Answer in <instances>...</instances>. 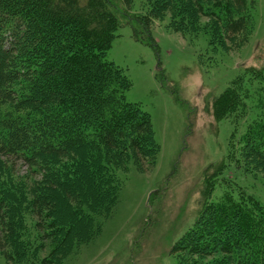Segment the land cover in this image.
<instances>
[{"label": "trees", "instance_id": "1", "mask_svg": "<svg viewBox=\"0 0 264 264\" xmlns=\"http://www.w3.org/2000/svg\"><path fill=\"white\" fill-rule=\"evenodd\" d=\"M167 15L170 31L191 37L198 18L209 19L203 34L213 51L248 42L247 0H143L137 13L133 0H0V256L8 264H63L95 235L93 216L114 206L117 171L130 163L143 173L154 168L159 146L150 116L126 100L131 81L107 52L128 26L158 54L151 27ZM261 95L264 66L244 68L205 98L214 122L255 110L238 141L249 167L264 165ZM18 163L26 182L12 175ZM225 167L203 170L196 218L170 250L176 264H264V206L240 187L213 199ZM26 215L45 246L22 237Z\"/></svg>", "mask_w": 264, "mask_h": 264}, {"label": "rangeland", "instance_id": "2", "mask_svg": "<svg viewBox=\"0 0 264 264\" xmlns=\"http://www.w3.org/2000/svg\"><path fill=\"white\" fill-rule=\"evenodd\" d=\"M142 3L133 0V11L140 12ZM247 13L248 42L237 49L227 45L225 51L209 47L203 30L211 21L203 17L196 23L197 37L170 31L168 15L155 21L151 33L158 54L135 41L130 27L118 30L107 59L130 79L126 100L149 114L159 152L154 168L145 173L132 163L127 172L117 171L114 206L106 216H93L95 235L74 246L63 264H176L172 244L192 226L202 172L215 162L226 167L214 200L228 186L240 187L264 206V165L249 167L239 157L238 141L255 110L244 120L214 122L204 109L205 98L220 94L244 68L264 66V0H247ZM161 70L164 77L157 75ZM256 101H250L251 107ZM26 170L18 163L12 175L26 182ZM33 220L28 215L23 219L22 237L32 246H45L31 227ZM47 248L39 257L46 256ZM0 264L8 263L0 256Z\"/></svg>", "mask_w": 264, "mask_h": 264}]
</instances>
